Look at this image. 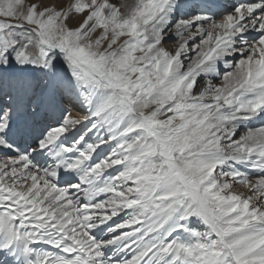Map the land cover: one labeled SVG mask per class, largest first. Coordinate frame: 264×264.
<instances>
[{
	"label": "snow or ice",
	"instance_id": "snow-or-ice-1",
	"mask_svg": "<svg viewBox=\"0 0 264 264\" xmlns=\"http://www.w3.org/2000/svg\"><path fill=\"white\" fill-rule=\"evenodd\" d=\"M0 264H264V0H0Z\"/></svg>",
	"mask_w": 264,
	"mask_h": 264
},
{
	"label": "bare ground",
	"instance_id": "bare-ground-1",
	"mask_svg": "<svg viewBox=\"0 0 264 264\" xmlns=\"http://www.w3.org/2000/svg\"><path fill=\"white\" fill-rule=\"evenodd\" d=\"M70 107H71V106H70ZM73 111H74V110H73ZM75 111H76V112H73L74 115H76L78 112H80L79 108L75 109ZM80 114L82 115L83 113H80Z\"/></svg>",
	"mask_w": 264,
	"mask_h": 264
},
{
	"label": "rangeland",
	"instance_id": "rangeland-1",
	"mask_svg": "<svg viewBox=\"0 0 264 264\" xmlns=\"http://www.w3.org/2000/svg\"><path fill=\"white\" fill-rule=\"evenodd\" d=\"M73 112H76L75 110ZM74 115V114H73Z\"/></svg>",
	"mask_w": 264,
	"mask_h": 264
}]
</instances>
